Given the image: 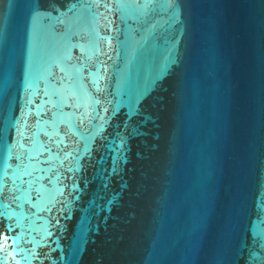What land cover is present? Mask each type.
Here are the masks:
<instances>
[{"label":"water","instance_id":"1","mask_svg":"<svg viewBox=\"0 0 264 264\" xmlns=\"http://www.w3.org/2000/svg\"><path fill=\"white\" fill-rule=\"evenodd\" d=\"M0 264H264V0H0Z\"/></svg>","mask_w":264,"mask_h":264}]
</instances>
